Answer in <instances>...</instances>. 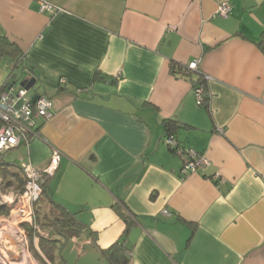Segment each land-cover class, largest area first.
Instances as JSON below:
<instances>
[{
	"label": "crops",
	"instance_id": "0c3cea01",
	"mask_svg": "<svg viewBox=\"0 0 264 264\" xmlns=\"http://www.w3.org/2000/svg\"><path fill=\"white\" fill-rule=\"evenodd\" d=\"M221 1L0 0V47H16L0 54L11 57L0 89L25 75L35 79L28 96L51 101L38 135L0 154V198L21 190L19 164L42 170L58 150L48 192L82 225L43 250L29 233L45 264L74 253L110 264L101 250L119 239L130 264H264V0H225L226 15ZM196 58L206 106L195 102L196 74L171 70ZM165 119L209 158L204 170L181 173ZM36 208L39 219L49 207Z\"/></svg>",
	"mask_w": 264,
	"mask_h": 264
},
{
	"label": "built area",
	"instance_id": "2783aa9c",
	"mask_svg": "<svg viewBox=\"0 0 264 264\" xmlns=\"http://www.w3.org/2000/svg\"><path fill=\"white\" fill-rule=\"evenodd\" d=\"M49 9L50 4L42 1L40 9ZM230 7L223 0L218 3L216 12L226 15ZM199 58L188 61L185 69L195 73L191 78V85L195 95V102L198 106L203 105L205 95L206 75L198 69ZM20 81L6 83L0 89V153L17 147L21 142L37 136L34 128L37 119H47L50 116L51 101L45 94H37L34 102L28 96V90L19 84ZM164 142L168 148L182 158L181 173L183 175L204 170L210 160L204 153H199L193 148L181 145L173 134H166ZM60 153L54 150L51 154L48 165L40 170L29 163L19 164V172L23 177V187L8 202L9 212L7 217L0 218V264H31L28 259V242L31 229L39 232V226L35 223L34 212L35 202L40 197L42 183L48 176H52L57 167ZM2 181L0 180V193ZM1 196V194H0ZM2 198H0L1 200ZM163 213H167L164 209ZM16 227L15 246L9 249L4 243L5 226ZM46 235V233H45ZM26 237V238H25ZM26 258V261L23 259Z\"/></svg>",
	"mask_w": 264,
	"mask_h": 264
},
{
	"label": "trees",
	"instance_id": "16d2710c",
	"mask_svg": "<svg viewBox=\"0 0 264 264\" xmlns=\"http://www.w3.org/2000/svg\"><path fill=\"white\" fill-rule=\"evenodd\" d=\"M2 40H4V43L6 45L3 49H1L0 47V54L12 55L16 51L15 45L12 44L6 38ZM0 44L2 45L3 41H0ZM260 45H261V48L264 50V43L262 41L260 42ZM171 70L172 72L181 70V71L191 73L185 69L184 64H178V63H172ZM14 75H16V73L12 70L9 73V76H14ZM204 91H205L204 100H203L204 103L202 106H206L207 101L209 100L207 89L205 88ZM163 125L165 129V135L169 133L173 134V130L175 129L177 122L174 119H165L163 121ZM48 177L44 179L42 183V191H41L40 197L34 204L35 223L39 225L41 229L45 230L46 235L38 234L36 233V231L31 229V236L33 237L36 235L38 237V243L41 244L40 248L42 250L45 248V245L47 247H50V246L56 247L57 243L61 242L69 234L77 235L80 228L82 227V225L76 219L75 213L69 212L65 207H63L62 205L58 204L57 202L51 199L50 193L48 192L49 190L47 188ZM20 178L22 180V187H23V177L21 176V174H20ZM39 201H45L46 203H48L49 208L45 209L44 211H41L40 213L41 215L39 216V219H37L36 213L38 209L36 208V204L39 203ZM114 207L123 216L124 220L128 222L127 212H122V210H119L120 209L119 207L121 206L117 207L114 205ZM8 210H9V207H7L6 205L0 206V213L2 214L7 213ZM129 252H130V249L125 245V243L121 239L116 240L109 247L101 250L102 255L110 262V264H130ZM44 254L48 255L49 251H46V253ZM48 256H50V254ZM50 258L51 256L49 257V259Z\"/></svg>",
	"mask_w": 264,
	"mask_h": 264
},
{
	"label": "rangeland",
	"instance_id": "374dc122",
	"mask_svg": "<svg viewBox=\"0 0 264 264\" xmlns=\"http://www.w3.org/2000/svg\"><path fill=\"white\" fill-rule=\"evenodd\" d=\"M10 62H11V57H9L7 55H1L0 56V73H1L0 75L7 73L8 66H9ZM17 74H20V71H17ZM24 77H25V75H23L21 78L24 79ZM22 79H19V81H21ZM32 90L33 89H29V93H31ZM4 152H6L5 157L9 158L8 154L11 152V150L8 149ZM0 177H1V175H0ZM0 203H1V206H2V204H4L7 207H9L8 202L4 203V201L0 200ZM8 214H11V213H7L5 215V217H7ZM15 231H16L15 225L12 227L5 226L4 235H7L8 239L12 238V240H14L13 238H15ZM36 233L45 235V230H43L39 227V232H36ZM37 241H38V238H37ZM38 247L40 248V246H38ZM38 247H37V245L35 247L33 246L32 240L30 238V240L28 242V253H27V255H28V259H30L32 261V262H30L31 264H45L43 262V260H45V258L41 255V252H40ZM74 254H75V256H73V257L70 256V259H69L70 264H106L105 259L102 257H100L98 259H94V258L93 259L92 258H87V259L79 258L78 259L77 254L76 253H74Z\"/></svg>",
	"mask_w": 264,
	"mask_h": 264
},
{
	"label": "water",
	"instance_id": "95a60500",
	"mask_svg": "<svg viewBox=\"0 0 264 264\" xmlns=\"http://www.w3.org/2000/svg\"><path fill=\"white\" fill-rule=\"evenodd\" d=\"M35 83V79L34 78H30V79H22L19 84L21 86H23L25 89L29 90ZM37 98V94H34L31 97V101L34 102Z\"/></svg>",
	"mask_w": 264,
	"mask_h": 264
},
{
	"label": "bare ground",
	"instance_id": "6f19581e",
	"mask_svg": "<svg viewBox=\"0 0 264 264\" xmlns=\"http://www.w3.org/2000/svg\"><path fill=\"white\" fill-rule=\"evenodd\" d=\"M23 260L26 261V258H24Z\"/></svg>",
	"mask_w": 264,
	"mask_h": 264
}]
</instances>
